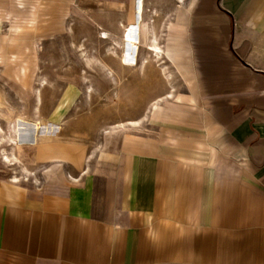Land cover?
<instances>
[{
    "label": "crops",
    "instance_id": "0c3cea01",
    "mask_svg": "<svg viewBox=\"0 0 264 264\" xmlns=\"http://www.w3.org/2000/svg\"><path fill=\"white\" fill-rule=\"evenodd\" d=\"M133 12L157 18L175 83L114 142L0 101V264H264V0H0V67L72 15L124 31Z\"/></svg>",
    "mask_w": 264,
    "mask_h": 264
},
{
    "label": "rangeland",
    "instance_id": "374dc122",
    "mask_svg": "<svg viewBox=\"0 0 264 264\" xmlns=\"http://www.w3.org/2000/svg\"><path fill=\"white\" fill-rule=\"evenodd\" d=\"M154 19L138 21L133 12L132 25L123 31L114 16L98 20L82 13L72 15L63 31L39 46L37 58H10L11 63L1 64L0 72L17 75L13 79L17 84L12 82L16 95L10 89L8 93V80L0 75V101L18 107L33 103L48 123L64 118L68 138L85 142L91 150L100 148L104 135L114 142L120 121L136 117L174 87L164 52L156 55L150 49L154 35L160 43ZM129 27L131 41L124 36ZM58 108L63 110L58 112ZM26 127L29 135L27 123ZM12 139L8 138L14 143ZM19 153V157L26 156L22 148ZM6 155L3 150L2 161L7 164Z\"/></svg>",
    "mask_w": 264,
    "mask_h": 264
},
{
    "label": "bare ground",
    "instance_id": "6f19581e",
    "mask_svg": "<svg viewBox=\"0 0 264 264\" xmlns=\"http://www.w3.org/2000/svg\"><path fill=\"white\" fill-rule=\"evenodd\" d=\"M137 13L139 14L140 18L142 17L143 15V7H142V2H141V6L139 7V9L137 10ZM138 20V19H137ZM134 28V27H133ZM134 30V29H133ZM125 32L124 36L127 38L126 40L127 41H131V37H132V28L129 27ZM107 36V32L104 33V36L103 38H106ZM109 36V35H108ZM134 36V35H133ZM157 38V37H156ZM134 41V40H133ZM132 41V42H133ZM153 42V41H152ZM126 43V42H125ZM137 43V42H136ZM135 45V44H134ZM150 49L156 53V55H159V54H163V50H162V47L158 44L157 40L154 39V43H151V47ZM126 53V52H125ZM129 53V52H128ZM127 54V53H126ZM125 55V54H124ZM126 56V55H125ZM128 56H126L124 58V61L125 63L128 62V59H127ZM130 57V56H129ZM134 58V57H132ZM133 62L135 61V59L132 60ZM124 63V64H125ZM130 64V63H129ZM15 137L13 140L14 143H18L20 141H23V140H26L28 138V131H27V127H26V120H23V119H19L18 122L16 123V126H15ZM6 161L8 162H11V158L9 155H6L5 158H4Z\"/></svg>",
    "mask_w": 264,
    "mask_h": 264
}]
</instances>
